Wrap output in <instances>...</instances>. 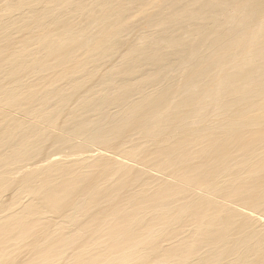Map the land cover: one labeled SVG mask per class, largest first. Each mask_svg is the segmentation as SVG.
<instances>
[{"label": "bare ground", "instance_id": "6f19581e", "mask_svg": "<svg viewBox=\"0 0 264 264\" xmlns=\"http://www.w3.org/2000/svg\"><path fill=\"white\" fill-rule=\"evenodd\" d=\"M0 264H264V0H0Z\"/></svg>", "mask_w": 264, "mask_h": 264}]
</instances>
